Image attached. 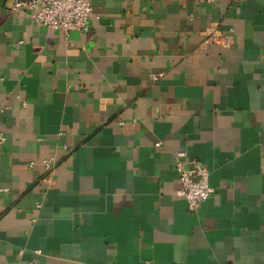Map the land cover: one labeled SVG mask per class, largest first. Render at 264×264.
I'll list each match as a JSON object with an SVG mask.
<instances>
[{
    "label": "crops",
    "instance_id": "0c3cea01",
    "mask_svg": "<svg viewBox=\"0 0 264 264\" xmlns=\"http://www.w3.org/2000/svg\"><path fill=\"white\" fill-rule=\"evenodd\" d=\"M14 1L0 0V264H264V0H92L100 20L67 34ZM179 152L215 189L195 212Z\"/></svg>",
    "mask_w": 264,
    "mask_h": 264
},
{
    "label": "built area",
    "instance_id": "2783aa9c",
    "mask_svg": "<svg viewBox=\"0 0 264 264\" xmlns=\"http://www.w3.org/2000/svg\"><path fill=\"white\" fill-rule=\"evenodd\" d=\"M214 1L209 0V2ZM12 12L25 14L38 25L65 34L73 30L88 31L90 29L89 22L92 18L100 20V15L94 11L92 0H15L10 9V13ZM209 36L210 40L223 48H228L234 40L232 32L214 31ZM154 79H157L156 76ZM5 142L6 138L0 131V146ZM156 146L159 147L160 144ZM185 157V152H179L176 156L175 169L181 183V188L177 194L184 198L190 210L195 212L214 195L215 189L209 184L208 169L195 162L193 169L188 170L187 164L184 162ZM55 164V158L44 160L45 172L52 173Z\"/></svg>",
    "mask_w": 264,
    "mask_h": 264
}]
</instances>
